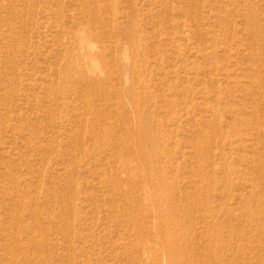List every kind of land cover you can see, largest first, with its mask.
<instances>
[{
	"label": "rangeland",
	"instance_id": "374dc122",
	"mask_svg": "<svg viewBox=\"0 0 264 264\" xmlns=\"http://www.w3.org/2000/svg\"><path fill=\"white\" fill-rule=\"evenodd\" d=\"M0 264H264V0H0Z\"/></svg>",
	"mask_w": 264,
	"mask_h": 264
},
{
	"label": "bare ground",
	"instance_id": "6f19581e",
	"mask_svg": "<svg viewBox=\"0 0 264 264\" xmlns=\"http://www.w3.org/2000/svg\"><path fill=\"white\" fill-rule=\"evenodd\" d=\"M91 13V12H90ZM95 17V16H94Z\"/></svg>",
	"mask_w": 264,
	"mask_h": 264
}]
</instances>
